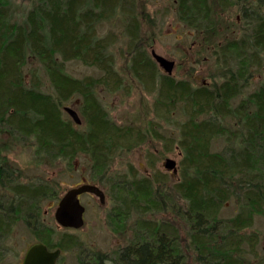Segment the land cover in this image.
Masks as SVG:
<instances>
[{
	"label": "trees",
	"instance_id": "obj_1",
	"mask_svg": "<svg viewBox=\"0 0 264 264\" xmlns=\"http://www.w3.org/2000/svg\"><path fill=\"white\" fill-rule=\"evenodd\" d=\"M174 1L179 20L191 30L215 29V9L208 0ZM237 1L246 33L214 45L220 80L194 86L157 73L142 42L137 0H32L20 20H12L8 2L0 0V132L20 141L32 138L36 153L50 159L87 155L91 179L111 183L117 193L114 228L122 229L132 212L138 218L132 239L110 264H188V248L195 264H250L246 253H252L257 235L243 231L264 213V77L255 90L241 94L254 70L264 69V0ZM116 16L123 21L130 71L145 89L158 86L155 112L164 117L180 107L187 117L177 140L182 174L171 186L160 177H139L131 166L127 175L109 172L116 155L146 139L139 128L114 123L95 95L97 86L111 91L123 84L110 52L116 36L97 33L100 23ZM31 57L42 67L52 93L41 89L36 71L26 82L24 67ZM73 60L97 69L100 76L71 77L64 67ZM73 100L80 125L63 110ZM231 117L238 121L236 130L224 122ZM215 139L224 141L219 150L211 149ZM16 179L0 156V186L10 194L0 200V233L21 219L37 241L53 248L45 241L51 229L41 223L39 201L55 193L47 183L21 185ZM232 202L234 215L220 216ZM168 212L186 223L187 240L171 218H152ZM88 257L83 264H108L99 254Z\"/></svg>",
	"mask_w": 264,
	"mask_h": 264
},
{
	"label": "rangeland",
	"instance_id": "obj_2",
	"mask_svg": "<svg viewBox=\"0 0 264 264\" xmlns=\"http://www.w3.org/2000/svg\"><path fill=\"white\" fill-rule=\"evenodd\" d=\"M6 1L12 20H20L32 3V0ZM220 1H226L227 6L222 5ZM208 2L215 9V29L211 32H196L179 20L174 0H137L142 42L149 57L155 63L159 75L167 74L152 58V51L174 62L170 76L175 80H186L194 86L220 80V69L217 66L220 60L216 64L213 54L214 45L239 39L246 33L245 22L242 20L243 6L237 0H208ZM122 25V19L116 16L97 26L99 35L114 33L116 36L115 43L110 46V52L123 84L119 89L111 91L103 85L97 86L95 95L114 123L120 126L137 127L145 133L146 139L131 150L116 155L109 172L112 177L127 175L131 166L137 176L154 178V180L160 177L171 186L180 179L182 174V152L177 146V140L180 136V125L187 117L180 107L164 117H161L159 111L155 112L154 102L157 98L158 86L152 90L145 89L130 71L128 67L130 56L127 53L126 38L122 35ZM64 68L68 75L76 79L88 76L99 77L101 74L97 69L74 60L66 62ZM34 71L38 74L41 89L52 93L42 67L31 57L27 59L24 67L28 84H30ZM263 77L264 69H255L241 97L255 90ZM239 98L240 96L234 99L233 103L236 104ZM64 107L72 108L81 119L74 100L65 102ZM224 122L233 130L238 127L236 125L238 121L234 117L225 119ZM223 145L222 139H215L212 141L211 149L219 150ZM0 156L6 159L8 167L14 171L17 178L15 183L31 186L47 183L49 190H53L60 198L69 189L82 184L95 185L103 192V204L96 196L90 194L80 196L79 200L84 207V213L83 225L79 229L64 228L56 223L54 211L57 201L51 198L55 195L40 198L41 223L47 227L46 230L51 229L45 241L51 247L62 250L57 264H83L89 258L88 256L93 257L94 254H99L110 264L115 252L132 239V225L138 216L132 212L127 221L123 223V230L120 227L114 228L111 219L116 218L113 214L117 213L114 197L117 193L112 189L111 183L101 184L91 179V164L87 155L79 154L72 161L50 159L36 153L32 138L20 141L7 133L0 132ZM167 160L175 163L173 169L165 168ZM9 195V191L0 186V200ZM177 204L182 207L181 200H178ZM235 211L236 206L232 202L222 208L220 216L231 217ZM152 214H148L149 217ZM167 217L174 220L182 237L187 240L186 223L173 215V212H168L166 215L155 213L152 216L154 219ZM2 233H0V264H21L26 248L35 243L37 239L21 219L10 223L7 231ZM243 233H256L257 242L252 248V253H246V257L250 260V264H260V260L264 258V213L255 216L251 227ZM58 243L67 247L61 248L57 246ZM186 244L187 241L184 246ZM186 254L188 264H195L189 248Z\"/></svg>",
	"mask_w": 264,
	"mask_h": 264
},
{
	"label": "water",
	"instance_id": "obj_3",
	"mask_svg": "<svg viewBox=\"0 0 264 264\" xmlns=\"http://www.w3.org/2000/svg\"><path fill=\"white\" fill-rule=\"evenodd\" d=\"M152 58L159 67L167 74L171 75L174 62L151 52ZM64 112L71 118L76 125L81 124L78 114L70 107H64ZM175 163L167 160L165 168L173 169ZM82 194H90L99 198L100 203H104L103 192L95 185L82 184L75 188L69 189L58 201L54 218L59 226L64 228L79 229L83 225L84 207L81 205L79 196ZM60 256V250H49L43 243L35 242L31 244L25 251L22 264H55Z\"/></svg>",
	"mask_w": 264,
	"mask_h": 264
},
{
	"label": "flooded vegetation",
	"instance_id": "obj_4",
	"mask_svg": "<svg viewBox=\"0 0 264 264\" xmlns=\"http://www.w3.org/2000/svg\"><path fill=\"white\" fill-rule=\"evenodd\" d=\"M81 196V195H80ZM80 196H79V198H80ZM58 203V202H57ZM36 242H39V241H36ZM42 243V242H41ZM44 244V243H43ZM49 250H56V249H59L60 250V256H61V253H62V250L60 249V248H50V247H48L46 244H44ZM30 246V245H29ZM28 246V247H29ZM27 247V248H28ZM26 248V249H27ZM26 251V250H25ZM25 253V252H24ZM23 256H24V254H23ZM60 256H59V258H60ZM59 258L57 259V261H56V263L55 264H57V262H58V260H59ZM22 260H23V257H22ZM21 264H22V261H21Z\"/></svg>",
	"mask_w": 264,
	"mask_h": 264
}]
</instances>
